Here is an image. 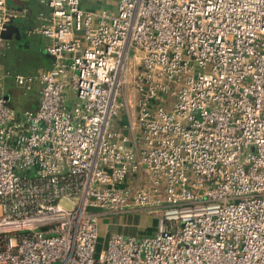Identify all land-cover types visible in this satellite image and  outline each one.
I'll list each match as a JSON object with an SVG mask.
<instances>
[{
  "label": "built area",
  "instance_id": "obj_1",
  "mask_svg": "<svg viewBox=\"0 0 264 264\" xmlns=\"http://www.w3.org/2000/svg\"><path fill=\"white\" fill-rule=\"evenodd\" d=\"M87 1L40 0L51 67L16 77L37 110L0 87V264H264V0ZM142 211L154 235L101 240L102 215Z\"/></svg>",
  "mask_w": 264,
  "mask_h": 264
},
{
  "label": "rangeland",
  "instance_id": "obj_2",
  "mask_svg": "<svg viewBox=\"0 0 264 264\" xmlns=\"http://www.w3.org/2000/svg\"><path fill=\"white\" fill-rule=\"evenodd\" d=\"M118 0H91L82 3V8L86 10L94 11H108L114 12ZM49 40L43 37H32L28 38L27 42L31 44L30 49L25 50L23 53L25 57L23 60L18 59L17 48L9 52V56L6 57L5 65L6 71L4 75V88L10 92L9 97L11 98V103L14 109L18 113L24 112L28 107L34 102L36 98V87H33L30 91L24 88H18L16 85L12 84L13 80L17 75L27 76L28 74L38 73L43 71L45 64L46 52L44 47ZM137 62H135L134 57L131 58L130 62V74L128 76V84L125 87L124 96L121 97V102H126L128 110L122 109L118 116L113 121V127H118L121 123L129 124L130 121L136 122L138 118L137 103L138 99L136 97V89L133 86L134 74L137 69L134 68ZM33 77V76H32ZM9 81L6 85V81ZM68 97L73 103L75 93L73 91L68 92ZM34 105V104H33ZM73 105V104H72ZM65 206L71 207L70 204L64 203ZM121 219L118 218V223L123 226V234L133 237L141 238L143 236H150L154 231L158 230L160 222V212L159 211H142L127 213L121 215ZM116 220L112 215H102L99 219L101 240H105L109 232H114ZM166 225H168L166 223ZM130 234V235H129Z\"/></svg>",
  "mask_w": 264,
  "mask_h": 264
},
{
  "label": "crops",
  "instance_id": "obj_3",
  "mask_svg": "<svg viewBox=\"0 0 264 264\" xmlns=\"http://www.w3.org/2000/svg\"><path fill=\"white\" fill-rule=\"evenodd\" d=\"M8 8H9V13L12 15L11 24L18 26L21 30L20 40H17L16 36H14L12 40L7 41L8 47L4 46L0 49V87L4 91L5 95L10 99V102H11V98L9 97V95L11 93L8 92L9 90L7 91L4 88V84H5L4 79L5 78H4L3 73L6 71V65H5L6 57H8L9 52H11L14 49V47H16L18 59L23 60V57H25L23 53L25 52V50H28L31 47V44H29L27 42V39L35 37V36L45 38L44 36H42L38 33L31 34V35H28L27 33L39 29L43 23V18L49 17L51 15V10L47 6L41 4L40 0H25V1L10 0L8 3ZM46 39L49 41L47 42L46 46L44 47L45 52H46L47 46H49L51 43L50 39H48V38H46ZM50 67H51V58L49 57V55L46 52L45 64H44L43 71L50 69ZM43 71H41V72H43ZM39 73L40 72H38L37 74L36 73L28 74L27 76H24V75H17V76L31 77V76L38 75ZM7 83H9L8 80L6 81V85H7ZM11 83L16 85L18 88H23L17 84L16 78ZM33 87H36V98H35L34 102L25 111H35L38 108V105H39V86H38V84L34 83L31 85V87H30V89H28V91H30ZM24 89H26V88H24ZM125 125H127V124L121 123L117 128H123ZM125 134H127L126 131H125ZM121 215H123V214H121ZM121 215H112V217H114V219L116 220L115 225L113 226V227H115V231L109 232L107 234V236H109L110 234H114V233H122L123 234V230H124L123 226L120 224L116 225V223H118V218L121 219V217H122ZM155 233H156V231H154L151 235H154ZM107 236H106V238H107Z\"/></svg>",
  "mask_w": 264,
  "mask_h": 264
},
{
  "label": "water",
  "instance_id": "obj_4",
  "mask_svg": "<svg viewBox=\"0 0 264 264\" xmlns=\"http://www.w3.org/2000/svg\"><path fill=\"white\" fill-rule=\"evenodd\" d=\"M16 36L17 40L21 38V30L18 26L10 24L6 27V30L2 33V37L6 41H10L13 37ZM9 99V98H8ZM91 211H100L95 209H90Z\"/></svg>",
  "mask_w": 264,
  "mask_h": 264
}]
</instances>
